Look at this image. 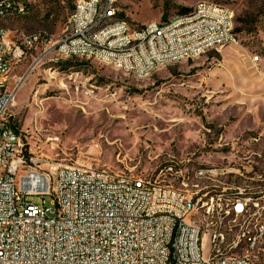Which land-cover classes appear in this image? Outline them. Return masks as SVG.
Returning <instances> with one entry per match:
<instances>
[{
	"label": "rangeland",
	"instance_id": "374dc122",
	"mask_svg": "<svg viewBox=\"0 0 264 264\" xmlns=\"http://www.w3.org/2000/svg\"><path fill=\"white\" fill-rule=\"evenodd\" d=\"M198 1L230 11L237 44L143 77L93 58L40 55L46 45L26 51L9 76L17 102L10 115L26 147L42 150L52 165L83 162L153 178L173 164L176 185L205 197L264 195V0H116V7L132 31ZM76 2L28 0L25 14L2 24L15 42L41 32L56 43ZM45 201L54 207L52 196ZM258 224L260 214L248 218V226ZM209 251L205 239V257Z\"/></svg>",
	"mask_w": 264,
	"mask_h": 264
},
{
	"label": "built area",
	"instance_id": "2783aa9c",
	"mask_svg": "<svg viewBox=\"0 0 264 264\" xmlns=\"http://www.w3.org/2000/svg\"><path fill=\"white\" fill-rule=\"evenodd\" d=\"M12 1L17 0H0V71L39 44L91 48L109 62L144 72L170 56L209 47L210 40H224V47L238 43L230 13L198 1L192 16L170 27L149 22L140 44L127 49V19L95 32L99 18L118 13L116 0L75 3L67 31L55 45L44 43L47 34L41 32L15 42L2 24L21 12ZM97 5H104V12H97ZM11 105H17L16 91L5 80L0 83V264H251L250 256L235 254V246L253 214H260V231L249 247L264 246V195L205 197L176 185L179 171L173 164L161 167L155 178L136 171L116 175L83 162L52 165L42 150L26 147L14 115H6ZM47 195L54 207L46 205ZM257 257L264 264V254Z\"/></svg>",
	"mask_w": 264,
	"mask_h": 264
},
{
	"label": "bare ground",
	"instance_id": "6f19581e",
	"mask_svg": "<svg viewBox=\"0 0 264 264\" xmlns=\"http://www.w3.org/2000/svg\"><path fill=\"white\" fill-rule=\"evenodd\" d=\"M81 2H85V0H77L76 3H81ZM92 2H102V0H92ZM200 3H206V6L208 7H215L216 10L221 11L222 13H230V11L227 8H224V7L215 5V4L207 3V2H200ZM12 8L21 9V12H18V14L25 12V6L22 1L21 2L12 1ZM194 9H196V5L193 7L191 11L178 15L167 22H163V23L156 22V25L160 27H170L171 24H174L177 20H181L186 17L192 16ZM97 12H104V5H97ZM119 24H121V17L118 15V13H108L104 15L102 18H99L98 23L95 24V32L107 31V29H110L112 26H119ZM230 26L232 30H234L233 17L231 13H230ZM145 28H149V24L141 26V27H136L132 31H130L129 22L126 23L125 28H123V38H128L127 49H135L136 44H140V32H143ZM60 41L61 39L56 43H59ZM44 42L47 43V45H55V43H50V41L48 40H44ZM237 42H238V39H237ZM223 47H224V40H210L209 47L200 46L192 51L185 52V55L170 56L168 58H165L164 62H162L161 64L167 63V62L179 61L181 59L196 58L208 50L220 51ZM54 51L60 57H65V58H68V57L93 58L103 63L111 64L118 69L132 72L138 77H143V76L151 74L153 71L157 69L159 65H161V64L154 65V67H150L148 71L141 72L139 67H131L130 65H123V64H117L116 62H109V58L107 56H104L99 52H93L91 48H83V51H80V50L66 49L64 47H46L44 49V55L47 52H54ZM14 67L6 66L5 68H3V71H0V83H5V80H6V85H10L9 78L7 77L10 76V73L12 72ZM13 106L14 105H11L10 107L6 108V115H10V110ZM115 173L116 175H123V173L121 172L115 171ZM230 197H242V196H240V193H239V195H230ZM253 215H256V214H253ZM258 226L259 224L256 225L255 229H253V227H250L249 225L248 228H250V230L248 229H246L247 231L244 230V232L240 234V236L237 237L236 239L235 254L244 253L245 255L250 256L251 264H258L257 256L264 254V246H252V248L249 247L252 239L254 238V235H257L258 232L260 231V226L259 227ZM262 240L264 241V227L262 228ZM242 241H243V245L240 246Z\"/></svg>",
	"mask_w": 264,
	"mask_h": 264
},
{
	"label": "trees",
	"instance_id": "16d2710c",
	"mask_svg": "<svg viewBox=\"0 0 264 264\" xmlns=\"http://www.w3.org/2000/svg\"><path fill=\"white\" fill-rule=\"evenodd\" d=\"M17 1H22L23 3H24V6H25V12H23V13H20V14H18V15H23V14H25L27 11H28V9H29V7H28V0H17ZM120 16V15H119ZM121 17V16H120ZM44 40H48L49 41V38L47 37V36H44Z\"/></svg>",
	"mask_w": 264,
	"mask_h": 264
},
{
	"label": "crops",
	"instance_id": "0c3cea01",
	"mask_svg": "<svg viewBox=\"0 0 264 264\" xmlns=\"http://www.w3.org/2000/svg\"><path fill=\"white\" fill-rule=\"evenodd\" d=\"M237 33V32H236ZM208 51H211V50H208ZM208 51H206L205 53H207ZM204 54V53H203Z\"/></svg>",
	"mask_w": 264,
	"mask_h": 264
}]
</instances>
